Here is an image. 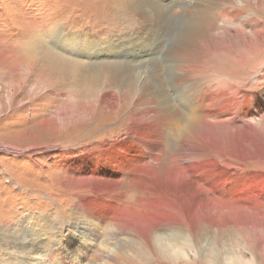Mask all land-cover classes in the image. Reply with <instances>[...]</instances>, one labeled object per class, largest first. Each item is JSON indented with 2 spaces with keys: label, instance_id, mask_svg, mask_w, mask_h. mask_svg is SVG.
<instances>
[{
  "label": "rangeland",
  "instance_id": "rangeland-1",
  "mask_svg": "<svg viewBox=\"0 0 264 264\" xmlns=\"http://www.w3.org/2000/svg\"><path fill=\"white\" fill-rule=\"evenodd\" d=\"M263 53L257 0H0V263L209 264L188 228L160 263L142 236L264 223Z\"/></svg>",
  "mask_w": 264,
  "mask_h": 264
},
{
  "label": "bare ground",
  "instance_id": "bare-ground-1",
  "mask_svg": "<svg viewBox=\"0 0 264 264\" xmlns=\"http://www.w3.org/2000/svg\"><path fill=\"white\" fill-rule=\"evenodd\" d=\"M242 1L246 2L247 4L248 3L252 4L253 1H256V0H242ZM257 3H258L259 8H261V6L264 7V0H257ZM219 83H220V81L218 82V81L208 80L207 81V85L209 86L208 90L209 91L217 90L219 88V86H218ZM250 112H252V110L245 111V115L249 116ZM204 118L207 121L210 120L211 118H214L216 122H219L220 120L223 119V118L219 119V118L215 117L209 111H207L205 113ZM259 124H263V122L260 120ZM249 187H251V186L249 185ZM263 190H264V182L261 183L256 188V191H258L259 193H262ZM261 195L262 196H260L259 198L262 199L264 197V194H261ZM257 198L255 200H257ZM238 201L240 202L236 206L238 209H241L242 206H249V205L253 204L251 198L248 199V198L241 197L238 199ZM261 203L259 202L260 205H261ZM263 205L264 204L262 203L261 207H262L263 211L261 210V212H259V211L256 212L257 216L259 215L261 217H264V206ZM253 207L256 208L257 205L255 204V206L253 205ZM78 208L83 210V211H87L86 206L80 205V206H78ZM227 209H228V207H227ZM209 213L210 212H206L205 215L203 214L204 215L203 219H202V217H199V218L193 220V222L192 221L189 222L190 223L189 225L185 224L184 222H182L180 220L174 221L170 225V227H169V224L165 220H162L161 222H159V224H157V230L166 228L168 230L167 232L165 231L164 234H161V233H156L157 231L156 232L151 231L152 233L150 232V233H147L146 235L142 236L143 240L145 241L147 249H149V251H150V254H153L154 256H156L155 258L159 263H160V261L168 260L169 255H174L176 253H180L179 249L176 246V243L180 240L178 237H180L181 238L180 243H182L183 245L192 243V245L195 246V248L193 249V251L195 252L194 255H196L198 252L199 257H201L203 261L204 260L207 261L209 264H264V237L261 238L258 234V231H257L258 227L264 230V223H262L263 221H261L262 224H260L258 227L251 226L249 223L246 224L247 222H243V221L238 222L235 220H225V222L224 221L222 222L218 218V216L220 217L219 211H217V213H216V218H218V219L214 218L215 214L213 212L211 214H209ZM209 217H211V218L208 219ZM227 217H229V216H227ZM186 228L189 229L190 234L192 236L191 240L193 242L190 240L191 243L189 241H186V240H189L188 235L184 233V230ZM231 229L235 230L237 232V234L239 235V238L241 240V247L243 249V250L238 251L239 253H237L236 256H229V254L226 253L227 251H225L226 249L224 250L225 251L224 252L223 249H221V248L216 249L213 247V245H208L210 242V240H209L210 234L211 235L217 234L220 237V235L222 233L224 234V231L226 232V230L229 231ZM153 230H154V228H153ZM212 232H214V233H212ZM6 242H7V240H6ZM13 242H16L17 244H19V243L23 242V240L22 239H14ZM205 244H207V245L204 246ZM30 249L31 248L22 247L21 248V255L24 257L29 256L31 254V252L29 251ZM195 249H197V250H195ZM54 255L55 254H53L52 256H54ZM47 256L48 255L45 256V259L48 258ZM32 259L36 260L37 258H32ZM184 259H186V262L190 261L189 260L190 258L187 256H184ZM133 260L135 261V259L133 257L131 260V259H128L126 256H119V257L113 258V263H111V264H137V262L136 261L134 262ZM169 260H171V258H169ZM20 261H21V263H19V264H24L23 260H20ZM45 262L40 261V260H36L32 264H43ZM0 264H2V263H0Z\"/></svg>",
  "mask_w": 264,
  "mask_h": 264
}]
</instances>
